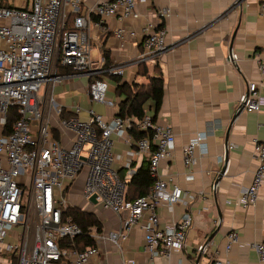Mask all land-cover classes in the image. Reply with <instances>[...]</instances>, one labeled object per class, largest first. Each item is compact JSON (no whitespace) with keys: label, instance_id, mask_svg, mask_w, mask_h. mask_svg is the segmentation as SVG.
Segmentation results:
<instances>
[{"label":"built area","instance_id":"1","mask_svg":"<svg viewBox=\"0 0 264 264\" xmlns=\"http://www.w3.org/2000/svg\"><path fill=\"white\" fill-rule=\"evenodd\" d=\"M146 1L0 0V264H9L1 255L13 250L17 251L16 264H57L60 260L65 264H103L100 244L104 242L115 247L122 264H134V260L124 256L121 244L135 226L144 232L148 264H157V258L168 257L185 246L192 216L184 213L161 227L157 213L161 202L166 203L171 214L175 205H186L197 197L190 191L182 193L177 185L170 186L159 173L160 162L171 158L175 146L171 127L154 122L146 110L138 119L118 115L117 99L108 96V77L123 76L126 65H110L102 71L106 77H98L91 55L92 27H100L107 18L120 22L137 20L140 13L136 6ZM156 14L168 17L169 10L162 8ZM141 30L143 49L135 62H143L170 48L166 28L161 24L146 21ZM114 36L125 41L135 37V31L119 26L114 29ZM234 58L231 54L229 59ZM58 65L71 67V73L77 75L94 76L87 86L89 100L116 113L105 117L93 108L83 110L76 105L72 115L61 117L63 107L47 90L67 76L57 73ZM258 69L264 76V55L258 60ZM42 86L45 90L40 97ZM11 107L17 109L18 117L11 131L3 133ZM239 109L246 112L264 109V93L255 82L247 83L246 92L239 97ZM51 111L60 129L71 132L69 147L54 138ZM133 130L145 135L135 138ZM205 138L206 133H197L183 147L187 168L195 164L197 148L206 152ZM114 139L130 147L126 158L114 152ZM253 157L257 168L250 184L231 199L235 206H253L264 186V140L255 141ZM144 159L154 182L146 195L128 200L127 184L137 169L132 161ZM81 172H84L79 192L82 199L93 207L119 215L121 228L106 233L90 231L95 246L82 250L62 248L58 244L60 238H74L81 233L71 218H63L64 211L73 206L70 191ZM25 187H28L26 206L22 203ZM19 224H23L21 242H6L5 238ZM238 242L237 231H230L225 252ZM249 246L256 252L259 263L264 264V241ZM197 251H209L210 264H229L227 258L210 252L206 243L198 245Z\"/></svg>","mask_w":264,"mask_h":264},{"label":"crops","instance_id":"2","mask_svg":"<svg viewBox=\"0 0 264 264\" xmlns=\"http://www.w3.org/2000/svg\"><path fill=\"white\" fill-rule=\"evenodd\" d=\"M162 8L169 10L168 17H157V11ZM136 9L140 13L137 20L120 22L107 18L100 27H92L90 45L98 77H104L106 74L102 71L110 65L125 64L122 81H139L135 74L141 62L134 59L143 49L141 27L151 21L161 24L167 31L166 41L170 48L143 61L150 74L158 72L163 79V94L155 119L153 102L147 101L144 107L154 122L169 125L175 137L171 158L159 164L161 177L169 181L170 186L177 185L182 193L190 191L197 197L188 200L186 205H175L171 214L165 202L158 206L161 227L184 213L192 216V224L183 249L171 252L168 257H159L155 262L210 264L209 251H197L198 245L206 243L210 252L227 258L229 264H261L249 245L264 241V186L259 189L253 206H235L231 199L250 184L258 165L253 157L254 143L264 140V109L258 112L239 109V97L246 92L248 82H255L264 93V76L258 69V60L264 55V0H148L138 3ZM119 26L133 29L135 37L125 41L117 39L114 29ZM231 54L235 57L233 60L229 59ZM56 70L67 76L47 90L63 107L65 116L72 115L76 105L83 110L93 108L105 117L116 113L112 108L89 100L87 86L94 76L77 75L66 67ZM108 80V96L119 100L115 81L111 77ZM80 116L85 115L81 112ZM50 120L58 133L59 143L69 147L71 132L60 129L52 111ZM197 133H206V152L201 153L197 148L196 162L187 168L182 149ZM113 143L114 152L126 158L130 147L118 139ZM225 154V172L218 178ZM132 162L136 168L142 163L141 160ZM115 166L123 173L119 163ZM82 181H79L78 190L73 185L70 191L72 205L94 212L102 224V232L119 230V215L93 207L82 199L79 194ZM232 230L239 234V242L226 253V235ZM121 246L126 259L134 260V264H148L144 232L139 226L131 229ZM100 250L103 264H122L121 256L108 242L101 243Z\"/></svg>","mask_w":264,"mask_h":264},{"label":"trees","instance_id":"3","mask_svg":"<svg viewBox=\"0 0 264 264\" xmlns=\"http://www.w3.org/2000/svg\"><path fill=\"white\" fill-rule=\"evenodd\" d=\"M106 57V54H105ZM65 68L58 65L59 68ZM67 71H72L71 67L66 66ZM153 71H155L153 69ZM156 73V72H155ZM140 80L136 81H122L118 76H111L115 81V94L119 98L117 100V114L121 117H135L140 118L145 110V103L152 101L154 104V116L160 107L162 94H163V79L162 76L157 74H150L144 62L137 65V71L135 74ZM150 110V109H149ZM17 109L11 107L7 113L6 125L4 126L3 133H9L12 129L14 122L16 121ZM61 117H67L64 113ZM54 138L58 140V133L56 130H52ZM135 138H140L145 133L137 130H133ZM154 178L150 175L148 161L144 160L137 167L135 174L131 177L127 184L126 199L132 200L139 196H144L148 193L149 188L152 186ZM69 217L75 222L81 230V233L74 238H60L58 244L62 248L82 250L86 247L95 246V241L89 235L90 231L101 232L102 224L94 212L82 210L76 206H69L63 213V218ZM12 257L9 264H16ZM58 261L57 264H61Z\"/></svg>","mask_w":264,"mask_h":264},{"label":"rangeland","instance_id":"4","mask_svg":"<svg viewBox=\"0 0 264 264\" xmlns=\"http://www.w3.org/2000/svg\"><path fill=\"white\" fill-rule=\"evenodd\" d=\"M43 92H44V89H43V86L41 87V89L39 90L38 92V95L40 97H42L43 95ZM83 174L84 172H81L80 175L78 176L77 180L75 181V184H74V187L77 189L78 188V185H79V181H81L82 177H83ZM74 188V189H75ZM78 190V189H77ZM27 199H28V187H25V193L23 195V198H22V203L24 204V206L27 205ZM72 199V198H71ZM22 222V221H21ZM23 232V224H19L17 225L14 229H13V232L8 235L6 238H5V241L6 242H17L18 244L21 242V239H20V234ZM17 251H9L8 253L6 254H2L1 255V258L5 261H8L10 263V260L12 259V257L16 258L14 259L15 261L17 260ZM5 264V263H3Z\"/></svg>","mask_w":264,"mask_h":264},{"label":"water","instance_id":"5","mask_svg":"<svg viewBox=\"0 0 264 264\" xmlns=\"http://www.w3.org/2000/svg\"><path fill=\"white\" fill-rule=\"evenodd\" d=\"M239 1H241V0H239ZM230 128H231V124L229 125V127H228V129H227V132H226L225 145H227V136H228V134H229V130H230ZM226 164H227V156H226V154H225V156H224V162H223V165H222V167H221V169H220V171H219L218 178H219L221 175H223V173L225 172ZM91 201H92L93 203H95V199H94V197L91 198Z\"/></svg>","mask_w":264,"mask_h":264}]
</instances>
